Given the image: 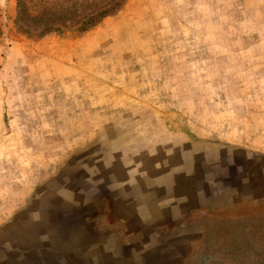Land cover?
<instances>
[{
    "label": "rangeland",
    "instance_id": "374dc122",
    "mask_svg": "<svg viewBox=\"0 0 264 264\" xmlns=\"http://www.w3.org/2000/svg\"><path fill=\"white\" fill-rule=\"evenodd\" d=\"M15 17L0 0V264H264V0Z\"/></svg>",
    "mask_w": 264,
    "mask_h": 264
},
{
    "label": "trees",
    "instance_id": "16d2710c",
    "mask_svg": "<svg viewBox=\"0 0 264 264\" xmlns=\"http://www.w3.org/2000/svg\"><path fill=\"white\" fill-rule=\"evenodd\" d=\"M123 0H16L15 25L27 35L84 33L114 13Z\"/></svg>",
    "mask_w": 264,
    "mask_h": 264
},
{
    "label": "crops",
    "instance_id": "0c3cea01",
    "mask_svg": "<svg viewBox=\"0 0 264 264\" xmlns=\"http://www.w3.org/2000/svg\"><path fill=\"white\" fill-rule=\"evenodd\" d=\"M182 229L185 232L187 230L190 231L191 230V226H188V227L183 226ZM147 231H149V230H147ZM152 231H154V230L152 229ZM199 231H202V228L201 227H200ZM196 242H199V240L195 241L194 243H196ZM192 245H193V243H192V239L191 238L188 239V241L184 240L183 244L181 245V248H183V251H184L183 255H181V257H183V260H186V258H187V252L190 250V248L192 247ZM177 248H180V247L177 246ZM149 254H151V252ZM159 259H162V260H159V261L158 260H152V258H151L149 262L147 261V263H149V264H159V263H165V262H170L171 261L169 259H166V257L159 258Z\"/></svg>",
    "mask_w": 264,
    "mask_h": 264
}]
</instances>
